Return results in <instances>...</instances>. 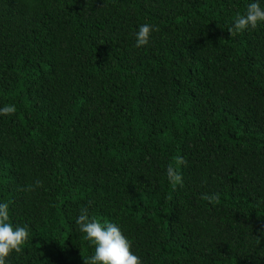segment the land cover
<instances>
[{
    "label": "trees",
    "instance_id": "16d2710c",
    "mask_svg": "<svg viewBox=\"0 0 264 264\" xmlns=\"http://www.w3.org/2000/svg\"><path fill=\"white\" fill-rule=\"evenodd\" d=\"M248 2L0 0V200L28 229L6 264H84L82 208L141 264H264V23L227 31Z\"/></svg>",
    "mask_w": 264,
    "mask_h": 264
},
{
    "label": "clouds",
    "instance_id": "9594fccd",
    "mask_svg": "<svg viewBox=\"0 0 264 264\" xmlns=\"http://www.w3.org/2000/svg\"><path fill=\"white\" fill-rule=\"evenodd\" d=\"M262 3L264 0H249L244 11L232 18L227 31L239 33L255 29L258 23H264ZM154 30V26L146 23L137 25L133 33L135 46L147 45L149 34ZM14 112L15 105L0 106V115H11ZM175 163L182 165L184 160L178 156ZM164 171L167 181L173 187L182 183L181 174L176 167L168 165ZM74 223L83 233V240L93 246L91 254L83 258L84 264H141L139 256L130 250V240L116 223L89 218L84 208L80 209ZM27 238L28 229L10 222L9 205L0 200V264H6V257L10 253L19 252Z\"/></svg>",
    "mask_w": 264,
    "mask_h": 264
}]
</instances>
